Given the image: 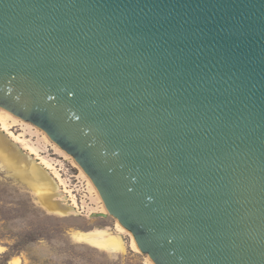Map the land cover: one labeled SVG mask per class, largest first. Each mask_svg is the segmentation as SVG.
<instances>
[{"label": "water", "instance_id": "obj_1", "mask_svg": "<svg viewBox=\"0 0 264 264\" xmlns=\"http://www.w3.org/2000/svg\"><path fill=\"white\" fill-rule=\"evenodd\" d=\"M0 107L155 264H264V0H0Z\"/></svg>", "mask_w": 264, "mask_h": 264}, {"label": "rangeland", "instance_id": "obj_2", "mask_svg": "<svg viewBox=\"0 0 264 264\" xmlns=\"http://www.w3.org/2000/svg\"><path fill=\"white\" fill-rule=\"evenodd\" d=\"M23 123L12 127V131L22 135L42 158L55 165L79 206L72 205L64 186L51 171L44 169L39 158L0 128L3 147L21 163L41 166L56 189L54 202L69 211L64 215L49 211L30 186L15 177L0 158V264H14L13 260L18 264H149L148 256L133 250L131 234L117 231L118 220L107 211H96L99 200L89 193L87 181L73 157L67 158L68 154L44 131ZM78 233L96 240L117 237L124 251L101 250L89 240L78 239Z\"/></svg>", "mask_w": 264, "mask_h": 264}, {"label": "bare ground", "instance_id": "obj_3", "mask_svg": "<svg viewBox=\"0 0 264 264\" xmlns=\"http://www.w3.org/2000/svg\"><path fill=\"white\" fill-rule=\"evenodd\" d=\"M24 121V120H23ZM22 119L14 116L7 110L0 107V128L3 132L7 133L9 136H11L16 142L19 144H22L24 148L32 155H35L37 158L41 160V164L44 166V169L47 171H51V173L59 179L60 183L65 188V193H67L70 197V200L72 202V205L74 207H78V202L76 196L73 194L71 190L68 189L65 182L63 181L58 169L55 167L53 163L46 160L45 158H42L38 149L34 146L30 145L26 140L23 139L22 135H17L12 131V127L19 124H24ZM0 155L2 158L3 163L8 167L12 172L13 175L22 181H25L28 183L30 188L38 195L39 199L43 203V205L51 212H54L56 214L64 215L67 214L69 211L63 209L59 206V204L55 203L53 200V192L54 186L52 180L47 175L46 171L38 165L35 164H23L20 161H18L17 158L13 157L12 154L3 146L0 147ZM67 158H70L69 154L66 155ZM71 159V158H70ZM74 162V161H73ZM81 175L86 179L87 181V188L91 195H95L96 198L99 200L100 206L95 208L96 211L106 213L107 209L106 206L91 179L88 177V175L83 171L81 168ZM84 207V206H83ZM94 211V210H93ZM95 212V211H94ZM93 213V212H91ZM117 231L119 233H129L128 230H126L118 221L117 223ZM132 236V248L136 252H139V248L137 246V243L135 241L134 236ZM78 239L81 240H89L92 244H94L96 247L100 248L104 251H124V245L123 243L117 238V237H108L103 236L104 239L96 240L93 238H87L86 233H78L76 235ZM1 251V248H0ZM14 264H18V261H12ZM148 263L149 264H155L149 257H148Z\"/></svg>", "mask_w": 264, "mask_h": 264}]
</instances>
